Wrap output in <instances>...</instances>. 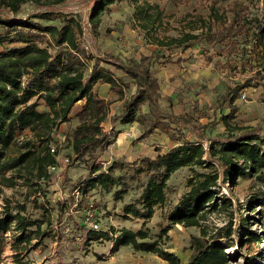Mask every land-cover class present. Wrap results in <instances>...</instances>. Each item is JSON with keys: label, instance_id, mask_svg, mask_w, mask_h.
<instances>
[{"label": "trees", "instance_id": "1", "mask_svg": "<svg viewBox=\"0 0 264 264\" xmlns=\"http://www.w3.org/2000/svg\"><path fill=\"white\" fill-rule=\"evenodd\" d=\"M65 1L0 0V30H3L0 43L21 44L0 52V196L4 187H14L19 179L30 187L27 197L43 191L42 182L50 177L49 166L58 162L57 150L51 151L55 131L76 109H79L77 112L82 115V120L73 132L71 144L75 156L72 160L82 158L96 147L102 153L111 142L110 131L102 126L109 114L110 102L98 93L97 87L101 82L108 84L118 99H123L130 86L129 80L135 84V91L126 100L122 112L112 116V125L118 117L126 123L138 121L144 127L138 139L161 130L169 136L171 148L159 151L154 157L146 155L132 162L113 160L105 169L92 161L88 172L72 185L71 192L78 189L84 195L98 188L110 191L117 185H122L125 190L130 181L147 176L140 197L125 203L123 214L126 218L149 219L156 207L164 204L172 174L189 166L195 171L188 180L190 189L169 212L170 222L200 228L201 235L191 238L193 251L185 264H225L229 258L226 251L236 245L233 233L247 234L242 246L264 238L247 227L249 221L242 215L239 218L241 234L233 230L230 223L217 227L206 237L208 229L204 224L209 213L233 208L232 198L224 196L221 191L228 179L237 185L240 175L264 176V121L255 125L236 121L238 100L243 91L264 84V16L252 14L245 0L228 3L201 0L200 6L204 10L194 16L187 13L179 35L156 40L160 48L175 45L181 47V52L203 43L202 56L214 70L239 73V80H233L216 100V108H229V112L201 123L189 113L166 112L161 106V83L151 64L157 58L172 61L175 54L154 49L142 53L136 62L116 63L111 60L108 67L96 62L88 70L91 57L87 56L80 42L84 24L75 16L67 17L56 12ZM81 1L90 5L91 22L99 23L103 10L119 0ZM130 1L136 6V12L142 15L140 23L146 29H151L164 13L149 0H143L144 5L141 0ZM27 2L35 3L39 11L18 18L21 6ZM149 7L155 11L151 12ZM44 19H60L62 24L39 21ZM81 101L83 103L79 104ZM145 103L149 106L147 118L140 114ZM187 125L196 136L193 140L185 136ZM219 126L224 127V135L206 133L207 129ZM24 131H30L32 135L19 141V133ZM181 137L184 141L176 145ZM204 140L209 143L205 145ZM18 144L19 151L12 153V147ZM27 199L12 206V201L4 198V210L0 212V264L8 245V232L23 234L15 236L12 243L14 256L19 257L22 250L28 251L33 239L28 235L30 227L35 226L32 231L37 238L53 231L51 222L43 229V220L28 215ZM33 204L44 211L49 209L43 202L34 200ZM61 219L59 215L58 220ZM77 228L86 241L110 238L109 233L89 226ZM148 236L147 230L123 228L115 245H132L136 250L158 254L168 264H183L175 252L163 248L157 240H146ZM247 264L253 262L248 260Z\"/></svg>", "mask_w": 264, "mask_h": 264}, {"label": "rangeland", "instance_id": "2", "mask_svg": "<svg viewBox=\"0 0 264 264\" xmlns=\"http://www.w3.org/2000/svg\"><path fill=\"white\" fill-rule=\"evenodd\" d=\"M185 1V3H174L172 0H149L164 12L151 29L144 28L140 23L142 15L136 12V6L130 0H119L107 6L99 23L91 22L90 5H86L81 0H66L56 8V12L67 17L75 16L84 24V33L80 37V42L87 56L91 57L88 60V70L96 62L107 67L111 65V60L116 63L136 62L140 60L142 53H149L154 49L160 53L166 51L175 54L172 61L157 58L151 64L161 83V106L166 112L189 113L193 119L206 123L214 117L219 118L221 114L229 112V108H216V100L230 87L233 80H239L240 75L214 70L202 56L203 43H197L182 52L181 47L175 45L162 48L157 45L158 37H164L166 40L167 36L179 35L186 22L187 13L194 16L204 10L203 6H200L201 0ZM221 1L228 3L231 0ZM245 1L248 2L252 14L264 16V0ZM141 3L144 5L143 0ZM148 9L151 12L155 11V8ZM38 11L35 3H24L18 18H26ZM39 21L43 24H62L60 19ZM20 45V43H0V52ZM128 82L130 86L126 88L123 99H118V95L108 89L110 95L105 99L110 102L109 114L102 126L110 131L111 142L102 153L100 148L96 147L82 158L72 160L75 156L71 144L73 132L82 120V115L77 112L79 109H76L55 131L51 145L56 147V157L62 167L57 171L49 172V179L42 182L43 191L27 197L30 187L23 183V179H19L14 187H4L0 196V212L4 210V198H9L12 206L29 198L27 199L28 215L33 219L43 220V229L48 222H51L53 231L49 235L37 238L32 231L35 226L30 227L28 235L33 239L28 245V251L22 250L19 257L14 256L12 243L15 241V236L23 234L19 231L8 232L6 234L8 245L2 255L1 264H168L156 253L136 250L132 245L116 246L115 241L121 235L123 228L147 230L149 236L146 240H157L160 246L175 252L183 264L188 261L193 251L191 238L201 235L200 228L170 222L169 212L180 203L190 189L188 180L195 171L189 166L182 167L172 174L167 183L164 204L157 206L153 217L149 219L133 216L126 218L123 214V205L140 197L147 176H143L139 181H130L125 190L122 185H117L110 191L94 189L84 195L82 191L72 193L70 190L76 180L88 172L92 161L99 163L105 169L113 160L132 162L146 155L154 157L159 151L165 152L171 148L169 136L161 130L138 139L144 129L138 121L126 123L118 117L112 125V116L122 112L126 100L135 91V84L129 80ZM97 91L101 96L106 93V89L103 88L100 90L97 87ZM243 93L246 97L241 96L238 100L239 113L236 121L244 125H255L264 121V84L248 88ZM82 103L83 101L79 102ZM40 104L43 106L42 99ZM148 112L149 106L145 103L141 106L140 114L147 118ZM184 131L186 138L191 140L196 138L191 133L190 125H187ZM206 133L211 136L224 135V127L207 129ZM31 135L30 131L20 132L18 139L24 141ZM183 141L184 137L179 138L176 145ZM203 143L207 145L209 141L204 140ZM18 147L19 144L12 147V153L19 151ZM67 157L70 160L66 163ZM116 173L120 174L119 171ZM263 178V175L258 174L240 175L237 185L228 179L227 185L221 186L224 196L232 198L233 208L220 209L208 214L207 219L204 220L208 229L206 237L210 236L217 227L228 226L230 223L232 229L241 234L240 215L249 221L247 227L250 230L257 232L259 236L264 235ZM34 200L43 202L49 208L48 211L35 207ZM59 215L62 216L61 220H58ZM92 218L99 222V228L96 230L109 233V239L86 241L80 236L77 227L90 226L89 222ZM242 235L233 233L236 245L226 251L229 258L225 264H247L248 260L253 264H264V238L259 242L252 240L242 246L247 234L242 233Z\"/></svg>", "mask_w": 264, "mask_h": 264}, {"label": "built area", "instance_id": "3", "mask_svg": "<svg viewBox=\"0 0 264 264\" xmlns=\"http://www.w3.org/2000/svg\"><path fill=\"white\" fill-rule=\"evenodd\" d=\"M242 97L243 98H245L246 97V94L245 93H243L242 94ZM56 150V147H52L51 148V151L52 152H54ZM65 162L67 163L68 161H69V158L67 157V158H65ZM66 163H64V164H66ZM61 167H62V165L60 164V163H55V164H53V165H51V166H49V172H54V171H57V170H59V169H61ZM76 192L77 193H80V190H76ZM89 227H92V228H94V229H98L99 228V222H98V220L97 219H93L92 218V220L89 222Z\"/></svg>", "mask_w": 264, "mask_h": 264}, {"label": "crops", "instance_id": "4", "mask_svg": "<svg viewBox=\"0 0 264 264\" xmlns=\"http://www.w3.org/2000/svg\"><path fill=\"white\" fill-rule=\"evenodd\" d=\"M98 88L101 90V88H103V89H106V93L104 94V96H102L103 98H106V97H108L109 95H110V93H109V85L108 84H105V83H99V85H98Z\"/></svg>", "mask_w": 264, "mask_h": 264}]
</instances>
